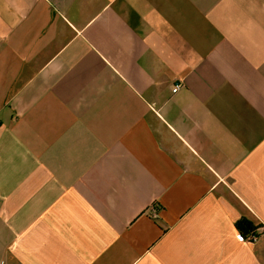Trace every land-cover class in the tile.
<instances>
[{"label": "crops", "instance_id": "1", "mask_svg": "<svg viewBox=\"0 0 264 264\" xmlns=\"http://www.w3.org/2000/svg\"><path fill=\"white\" fill-rule=\"evenodd\" d=\"M0 264H264V0H0Z\"/></svg>", "mask_w": 264, "mask_h": 264}, {"label": "trees", "instance_id": "2", "mask_svg": "<svg viewBox=\"0 0 264 264\" xmlns=\"http://www.w3.org/2000/svg\"><path fill=\"white\" fill-rule=\"evenodd\" d=\"M236 230L238 231L240 237L247 239L249 235L256 233L259 226L254 224L251 220L245 217H241L234 224Z\"/></svg>", "mask_w": 264, "mask_h": 264}, {"label": "built area", "instance_id": "3", "mask_svg": "<svg viewBox=\"0 0 264 264\" xmlns=\"http://www.w3.org/2000/svg\"><path fill=\"white\" fill-rule=\"evenodd\" d=\"M178 88H179L178 86H175L172 89V92L175 93L178 90ZM150 212H151V214H152L153 217H156L157 216V212H156V210H155L154 207H151L150 208ZM258 237H259L258 236V233L256 232V233H254L252 235H249V237L246 240L249 241V242H256L258 240Z\"/></svg>", "mask_w": 264, "mask_h": 264}, {"label": "rangeland", "instance_id": "4", "mask_svg": "<svg viewBox=\"0 0 264 264\" xmlns=\"http://www.w3.org/2000/svg\"><path fill=\"white\" fill-rule=\"evenodd\" d=\"M257 233H259V232L257 231Z\"/></svg>", "mask_w": 264, "mask_h": 264}]
</instances>
